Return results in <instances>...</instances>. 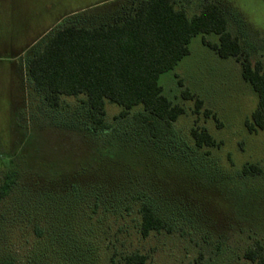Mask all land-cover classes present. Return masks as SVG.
<instances>
[{"label": "rangeland", "instance_id": "obj_1", "mask_svg": "<svg viewBox=\"0 0 264 264\" xmlns=\"http://www.w3.org/2000/svg\"><path fill=\"white\" fill-rule=\"evenodd\" d=\"M100 1L0 0V183L8 168L20 172L0 201V263L125 264L139 253L144 264H258L244 252L264 242V130L245 126L257 95L240 62L205 43L217 35L192 38L190 54L160 75L163 93L185 113L173 123L176 138L158 148L115 118L119 105L107 101L111 128L92 132L81 96H61L51 108L27 79L40 38L65 14ZM205 1L176 4L192 16ZM214 1L251 62L263 60L264 0ZM186 88L203 101L198 113L181 95ZM195 126L220 145L197 147ZM250 164L262 173L244 175ZM145 200L170 232L140 234Z\"/></svg>", "mask_w": 264, "mask_h": 264}, {"label": "trees", "instance_id": "obj_2", "mask_svg": "<svg viewBox=\"0 0 264 264\" xmlns=\"http://www.w3.org/2000/svg\"><path fill=\"white\" fill-rule=\"evenodd\" d=\"M57 24L40 38L43 44L29 56L26 76L51 108L59 106L61 96H81L90 131L111 128L104 119L108 101L121 107L115 118L126 121L125 126L144 147L152 143L158 148L160 143L175 139L173 123L185 109L163 93L160 75L174 70L190 53L192 38L207 34L217 35L216 43H205L219 57L240 62L242 78L257 95L256 107L245 121L247 130H264V59L251 62L240 39L228 30L225 10L216 1H205L198 13L189 16L176 0H103L65 14ZM181 95L194 99V113H198L202 99L187 88ZM190 134L197 147L220 145L205 128L195 126ZM242 173L262 171L250 164ZM19 176L16 167L5 171L0 201L9 195ZM140 214L143 237L151 231L172 230L149 201H142ZM244 257L264 264V242L256 241ZM146 259L143 254L131 253L124 263L144 264Z\"/></svg>", "mask_w": 264, "mask_h": 264}, {"label": "crops", "instance_id": "obj_3", "mask_svg": "<svg viewBox=\"0 0 264 264\" xmlns=\"http://www.w3.org/2000/svg\"><path fill=\"white\" fill-rule=\"evenodd\" d=\"M189 54H190V53H189ZM189 54H188V55H189ZM188 55H187V56H188ZM185 57H186V56H185Z\"/></svg>", "mask_w": 264, "mask_h": 264}]
</instances>
